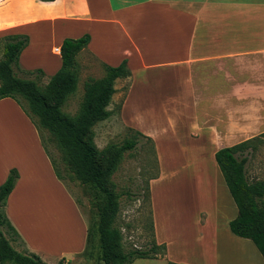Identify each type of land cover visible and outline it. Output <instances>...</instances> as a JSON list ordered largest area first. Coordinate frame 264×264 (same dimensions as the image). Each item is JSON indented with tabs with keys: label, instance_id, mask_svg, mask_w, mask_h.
<instances>
[{
	"label": "crops",
	"instance_id": "crops-1",
	"mask_svg": "<svg viewBox=\"0 0 264 264\" xmlns=\"http://www.w3.org/2000/svg\"><path fill=\"white\" fill-rule=\"evenodd\" d=\"M17 33L30 36L21 66L44 75L61 68L55 49L64 39L85 34L91 39L77 58L88 54L111 66L128 61L132 74L116 80L112 102L125 88L122 119L155 142L160 171L149 185L154 236L166 245L160 258L253 264L252 240L230 228L238 207L215 156L223 147L264 139V0H0V37ZM34 53L42 65L28 64ZM15 102L0 99L10 116L0 118L6 139L0 145V185L12 168L20 172L6 213L29 251L44 261L55 256L72 263L86 249L88 221L61 185L38 128ZM24 140L75 212L77 221L62 240L44 242L37 217L28 224L15 205L25 194L27 174H40L29 162H15L16 142L23 146ZM41 223L52 225L50 219Z\"/></svg>",
	"mask_w": 264,
	"mask_h": 264
},
{
	"label": "trees",
	"instance_id": "trees-1",
	"mask_svg": "<svg viewBox=\"0 0 264 264\" xmlns=\"http://www.w3.org/2000/svg\"><path fill=\"white\" fill-rule=\"evenodd\" d=\"M90 39L89 34L80 38H65L61 45L62 66L47 85L41 88L36 81L21 78L16 74V70L44 74L42 69L26 70L20 64V56L29 44V36L17 33L0 37L3 47V56L0 59V99H15L31 118L34 115L39 119L36 122L34 117L32 118L60 180L63 181L64 178L41 135L42 126L50 130L65 153L70 174L102 196L98 221L94 225L88 223L87 245L82 255L92 257L89 246L98 236L100 264H132L138 258L164 257L166 245L158 244L155 236L148 249L125 250L123 233L114 224L119 211L118 195L109 186V177L123 152L136 147L140 137L150 141L155 151L154 140L135 130L134 135L120 147L110 145L100 150L93 137L92 127L95 122L112 115L113 111L108 107L116 92V80L132 74L128 61L125 59L117 66L105 64L103 77L90 78L85 82L84 99L76 115L62 111L66 97L77 89V56L88 47ZM20 97L28 101L30 110ZM254 140L255 138L223 147L216 152L215 157L238 207V215L230 221V228L234 234L252 240L264 257V180L250 182L246 175V165L250 159V150H254ZM156 158L158 161L157 154ZM101 160H104V166L101 165ZM19 177L18 169L12 168L7 180L0 186V264H45L37 253H23L15 249L6 236L7 233L14 238H21L5 211L7 199ZM148 195L151 198L150 185ZM151 227L154 234L153 216ZM58 264H64L63 260ZM168 264L176 263L169 261Z\"/></svg>",
	"mask_w": 264,
	"mask_h": 264
},
{
	"label": "rangeland",
	"instance_id": "rangeland-1",
	"mask_svg": "<svg viewBox=\"0 0 264 264\" xmlns=\"http://www.w3.org/2000/svg\"><path fill=\"white\" fill-rule=\"evenodd\" d=\"M2 56L3 47L2 43H0V59ZM27 61L28 64L33 66H39L44 63L43 59L35 53L29 55ZM77 61L79 69L77 89L75 92L69 94L62 104V111L69 115H76L81 107L85 94V82L90 78L98 79L105 75L104 65L96 61L93 56L81 54L77 58ZM53 72L51 69H48L44 75L38 72L31 74L16 70V74L19 77L34 80L41 88L47 85L50 78L55 74ZM124 91L125 88L118 91L112 104L109 105L108 108L113 111L112 115L105 120L95 122L92 127L94 140L100 150L110 145L118 148L127 139L134 135V131L136 129L128 126L121 116V103L124 97ZM20 98L26 108L30 110L28 101L23 97ZM14 101L16 100L14 99ZM15 103L23 113L24 117L31 120L35 127H37L32 118L34 117L36 122H38L39 119L34 115H32L33 117L31 118L18 101ZM9 117L8 111L0 106V118H3L2 120H4ZM6 128L10 131L11 127ZM40 130L48 151L64 178L63 181H61V185L66 188L75 199L79 207L78 209H80V215L84 216L88 223L94 225L99 219V205L103 201L102 196L99 195L94 188L82 183L73 174H70L66 155L59 146L56 138L52 135L48 128L42 126L40 127ZM4 140L6 139L0 136V145L3 144ZM16 145L19 150L20 157L15 159V162H29V165L37 166L38 173L40 174L31 172L36 179L35 182H31V174H27L29 181H26L28 186L25 189V194L15 205L18 208V211L28 217V224L31 222L29 221L31 217H37V221H39L38 229L44 242L50 243L55 240H62V237L64 235L67 236L68 231L70 232L71 224L74 226V223L77 221L75 212L66 197L60 192L59 186L52 182L47 171L39 167L37 158L38 155L36 154L34 148H29L25 140L23 146L17 142ZM253 145L254 150H250V159L246 165V175L250 182L264 180V139L254 140ZM43 149L46 151L45 148ZM155 151L150 141L140 137L139 143L136 147L123 152L109 177V186L115 193H117L119 201V211L115 217L114 224L120 228L123 233L124 248L126 251L132 249H148L154 240V234L151 227L152 203L151 198L148 195V185L151 178L158 175L160 171L159 161H157L156 158L157 152L155 153ZM184 159L185 158H181L182 161H184ZM101 163V165H105L104 160H101ZM208 176H210V174H208ZM7 178L2 184L5 183ZM192 202L194 203V201ZM42 219H50L52 225L44 228L41 223ZM6 236L10 240L12 246L18 251L23 253L31 252L20 241V239L16 237L14 238L11 234L7 233ZM250 246L254 247L257 251V256L255 255L253 259V264H264L263 255L259 252L252 241L249 242V247ZM89 251H91L92 257L81 254V258L76 259L74 262L72 260V263L67 261H63V263L100 264L99 260L101 261V259L98 256L100 253L98 236H96L95 240L90 244ZM72 256V254H67L66 258L72 259ZM60 260L61 259L53 256L48 257L46 261H43L45 264H58ZM250 262L252 263L251 260ZM168 263V259L159 257L156 259L138 258L132 264Z\"/></svg>",
	"mask_w": 264,
	"mask_h": 264
},
{
	"label": "built area",
	"instance_id": "built-area-1",
	"mask_svg": "<svg viewBox=\"0 0 264 264\" xmlns=\"http://www.w3.org/2000/svg\"><path fill=\"white\" fill-rule=\"evenodd\" d=\"M57 52H61V49L60 48H56L55 49Z\"/></svg>",
	"mask_w": 264,
	"mask_h": 264
}]
</instances>
